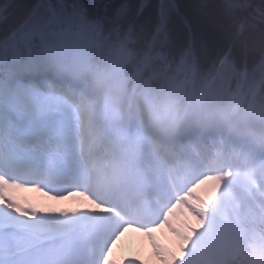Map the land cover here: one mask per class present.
Wrapping results in <instances>:
<instances>
[{
    "label": "snow or ice",
    "instance_id": "1",
    "mask_svg": "<svg viewBox=\"0 0 264 264\" xmlns=\"http://www.w3.org/2000/svg\"><path fill=\"white\" fill-rule=\"evenodd\" d=\"M129 229L264 264V0H0V264H113Z\"/></svg>",
    "mask_w": 264,
    "mask_h": 264
},
{
    "label": "bare ground",
    "instance_id": "2",
    "mask_svg": "<svg viewBox=\"0 0 264 264\" xmlns=\"http://www.w3.org/2000/svg\"><path fill=\"white\" fill-rule=\"evenodd\" d=\"M21 192H19L18 195L20 194L19 196L22 198V200H26L29 203H33V204L36 203V201L31 199L36 194L35 195L29 194L28 193L29 191L25 194L23 193V191ZM195 195L199 196L200 199L204 203H207L210 199L209 186L202 185L200 188L196 190ZM26 197H29V198H26ZM53 207L54 208L58 207L56 208L57 210H62V209L72 210L76 208L90 207V205H88L87 202H84L83 204V201H80V202L78 201V203H74L73 200H69V201H64V204L62 202L56 203ZM174 222H175V225L180 228L183 227L185 222L191 224L194 227H198L197 221L192 216L188 215L187 212H184L183 216L178 215ZM153 236L156 238L157 241L164 244L171 252L175 253L177 256L179 255L178 242L176 240V237L167 228L156 230L153 233ZM133 238H143V239L145 238L146 241L151 242V240L147 236H145L142 232L135 231L134 229H129L128 231L125 232L123 237L122 238L120 237V239L113 246V249H112L113 254L111 257L113 264H117L119 252H121L123 256L122 260L125 259L127 260V262L129 260H132V261L138 260L142 264H158V261L156 259L152 260L150 255H148V258L144 259L145 257L144 254L147 252L149 245L146 244V242H144L143 245H137L135 243H132L130 239H133Z\"/></svg>",
    "mask_w": 264,
    "mask_h": 264
},
{
    "label": "rangeland",
    "instance_id": "3",
    "mask_svg": "<svg viewBox=\"0 0 264 264\" xmlns=\"http://www.w3.org/2000/svg\"><path fill=\"white\" fill-rule=\"evenodd\" d=\"M161 264V262H159Z\"/></svg>",
    "mask_w": 264,
    "mask_h": 264
}]
</instances>
